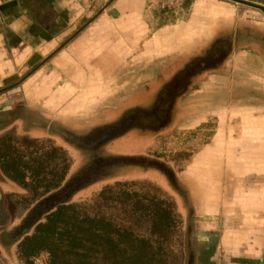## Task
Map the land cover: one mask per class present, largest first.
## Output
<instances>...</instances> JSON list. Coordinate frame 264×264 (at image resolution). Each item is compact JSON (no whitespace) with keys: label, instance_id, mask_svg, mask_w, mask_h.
Wrapping results in <instances>:
<instances>
[{"label":"crops","instance_id":"0c3cea01","mask_svg":"<svg viewBox=\"0 0 264 264\" xmlns=\"http://www.w3.org/2000/svg\"><path fill=\"white\" fill-rule=\"evenodd\" d=\"M106 1L0 0V108L23 105L47 117L45 122L29 116L30 126L66 122L69 128L58 129L73 136V113L110 100L104 94L111 83L124 84L127 62L144 71L130 79L140 84L130 89L131 95L144 94L149 84L153 87L182 67L198 44L204 50L214 27L228 25L234 16L230 0H193L186 17L148 31L137 22L144 0H112L103 8ZM242 1L264 6V0ZM99 8L88 26L73 31L79 19ZM253 17L255 21L240 23L242 37L264 36V11L255 10ZM238 36L233 33L228 46L229 38L221 44L228 53L222 61L194 77L213 71L202 82L197 112L203 118L197 125L212 118L214 127L177 175L194 213L185 234V264H264V101L251 92L264 82L223 72ZM222 38L216 39L221 43ZM252 53L242 68L264 69L263 59ZM98 120L80 124H109Z\"/></svg>","mask_w":264,"mask_h":264},{"label":"rangeland","instance_id":"374dc122","mask_svg":"<svg viewBox=\"0 0 264 264\" xmlns=\"http://www.w3.org/2000/svg\"><path fill=\"white\" fill-rule=\"evenodd\" d=\"M192 1L193 0H144L141 9L142 19L137 22H142V25L145 23L148 27V31H153L158 25L176 22L177 20L186 17ZM112 2V0H107L106 4L103 5V8L109 5L111 6ZM228 4L232 5L230 11H232L231 15L234 14V16H232L233 18L230 21H227L228 25L218 24L214 27L216 29L212 31L213 36L209 39L207 45H209L212 39L215 40L219 37H223L221 39L223 42L219 43L224 44L233 33H235L236 36V32H238L239 36L235 38V40L238 39V42L235 43L233 50L227 56L224 62L225 67L223 68V72H226L227 76H231L237 71L238 74L245 77H254L255 79L260 77L264 82L263 68L258 67V65L249 69L242 68L244 60L247 57L246 55L253 54L252 51L255 55H259L264 61V43H262L264 36L259 34L257 38H253L252 36H248V38L242 37L244 35L241 33L242 26H240V23H249L250 20L255 21L256 19L253 17V12L255 10H260L255 8L254 5L246 3L239 5L233 3V1H228ZM103 8L93 10L88 17L79 19L73 26V31H80L85 26H88L89 22L93 20V17L96 16L97 12H100ZM107 15L109 17L111 16L109 13H107ZM66 37L62 38V41H64ZM246 47L249 48L250 51H241V48ZM202 50L203 47L198 44L189 57L202 53ZM175 64L172 65L171 68L174 67ZM256 64L257 63H253V65ZM140 70L143 69L133 67L131 62H127L124 69L125 75L127 76L125 80L126 82L124 81V84L121 82L122 84L111 83L109 85V92L104 95H109L110 100H100V105H95L85 113H78L77 111L79 109H77L75 113H73V128H71L69 132L76 135L82 134L93 128V125H95H81L86 121L89 122V120H92L90 122H98V119L103 118L106 123H111L129 108H145L149 106L153 97L151 98L144 95L146 93H148V95L154 94L156 85L152 87V85L150 86L149 84L147 86L148 90L144 95L143 93L131 95L132 90L130 89L140 84L137 80L130 81V79H132L133 75L138 76L139 72H144ZM212 74L213 71L204 74L203 77L198 80L197 78L191 80L193 84H191L188 90H186V92L175 101L177 104H175L171 121L159 131L150 132L130 128L122 135L106 140L97 148L96 153L99 157L146 156L148 158H154L161 162L166 169L172 172L170 181H168V178L164 173L151 166L146 167L135 164L111 166L107 169L105 175H101L72 191L67 197L68 199L66 198L67 201H86L89 203L94 193L104 185L113 184L118 181H143L151 184L153 187H158L161 195L173 202L175 212L179 218L180 232L184 234L188 225L192 226L194 213L191 210L193 205L192 203H189L185 194V185L179 178H177V175L187 161V158L193 155V152L198 149V146L213 133L212 128L214 127V122L212 118L210 119L211 121L205 124L197 125L198 120L203 118V116H199L197 112L198 102L200 100L199 96L203 95V91L201 90L203 87L202 82L204 81L205 76L207 77ZM135 79H137V77H135ZM196 80L200 82L198 83ZM260 85L255 84L251 92L256 97L261 95L264 101V83L261 88H259ZM8 86L10 85H7V88ZM121 86H124V88L119 90V87ZM176 105L180 106V110L177 109ZM104 108L106 110L102 117L101 113ZM31 111L34 110H30L23 105H20L17 108H0V136L3 134L12 136L14 141H17L18 149H23L21 146H24V143L31 144V141L33 140L38 141V143H44V147L47 145L60 147L65 151L69 158L67 179H71L73 174L76 173V171L87 161V156L72 144L65 141L63 139L65 137L53 133L52 131L56 128H69L71 124L66 122H62L60 125L57 123H51L52 126H49V128H47V126L44 128L40 126H30L28 122L29 116L30 118H38L42 121L47 119V117L45 119V116H43L44 114L39 112H36L37 114H35ZM193 112L194 114H191ZM23 113L27 116L24 117L25 115H23ZM204 125L207 126L208 130H204ZM171 180L174 182L172 183ZM0 193V212L2 215V218L0 219V228H3L5 233H10L21 225L29 211L39 200L32 197L29 189L18 185L1 174ZM104 211L107 214L115 216L117 213L115 209L110 207L104 208ZM117 219L119 218L117 217ZM27 230L28 229L25 231ZM7 237L5 235L0 237V264H20L15 256V242L7 246H4L1 243V239H6ZM183 240H185L184 235L183 237H180L179 247L181 248ZM44 258L45 255L41 254L38 257L37 262H41Z\"/></svg>","mask_w":264,"mask_h":264},{"label":"trees","instance_id":"16d2710c","mask_svg":"<svg viewBox=\"0 0 264 264\" xmlns=\"http://www.w3.org/2000/svg\"><path fill=\"white\" fill-rule=\"evenodd\" d=\"M24 144L18 149L12 136H0V174L41 200L67 182L69 158L55 145ZM67 199L15 239H1L4 246L15 242L18 263L185 264L184 240L182 248L179 243L186 230L180 232L173 202L158 187L118 181L96 191L89 203ZM106 207L115 209L116 216L105 213ZM41 254L45 258L37 262Z\"/></svg>","mask_w":264,"mask_h":264},{"label":"flooded vegetation","instance_id":"af4514ba","mask_svg":"<svg viewBox=\"0 0 264 264\" xmlns=\"http://www.w3.org/2000/svg\"><path fill=\"white\" fill-rule=\"evenodd\" d=\"M229 40L230 38L228 39L227 46L229 45ZM219 42L220 41H218V39L212 41V43H209L202 53L191 57L170 77L160 83H157L154 94H152L153 96L151 94L148 95V93L145 92L146 94L144 93V96L153 97L149 106L145 108L128 109L123 112L119 118L109 124L94 126L82 134L76 135L73 133V141L63 138L87 156V161L65 184L76 183L77 186L75 189H77L78 187L85 185L87 182L101 175H105L107 173V169L111 166L135 164L146 167L151 166L155 169H158L159 165L164 167L161 162L146 156L99 157L96 153L97 148L106 140L122 135L130 128L157 132L169 123L171 116L173 115L176 104L175 101L191 86V80L198 73L212 69L214 65L222 61L228 54L226 53L227 48ZM128 119L129 124L120 127L122 124L121 122L124 120L127 121ZM53 131V133L60 135L59 132L62 130L56 128L53 129ZM123 159H135L137 160V163H122L121 161ZM1 218L2 215L0 212V219ZM24 231H22V233ZM4 235L6 237L8 235L7 239L9 238V240H13L19 236L14 235L12 232L5 233L4 229L0 228V236Z\"/></svg>","mask_w":264,"mask_h":264},{"label":"water","instance_id":"95a60500","mask_svg":"<svg viewBox=\"0 0 264 264\" xmlns=\"http://www.w3.org/2000/svg\"><path fill=\"white\" fill-rule=\"evenodd\" d=\"M230 1L253 5V4L247 3V2L242 1V0H230ZM254 7L264 11V6L254 5ZM121 123L122 124L120 125V127H123L124 125L129 124V119L127 121L124 120ZM59 133H60V135L65 137L67 140L73 141V136L71 134H69V133H67L65 131H61ZM121 162L122 163L123 162L137 163V160H135V159H127V160H125V159H123ZM116 163H117V161H116ZM158 169H160L167 176V178L169 180L171 179L172 172L170 170H168V169H166L164 167H161L160 165L158 166ZM171 182L173 183L174 181L171 180ZM76 186H77L76 183L65 184L58 191H56V192L44 197L43 199L39 200L34 205V207L29 211L28 215L25 217V219L23 220L21 225H19L12 233H14V235H19L20 233H22V231L28 229L31 226V224H33L36 221V219L42 213H44L47 210H49L56 203H60V202L64 201L71 194V192L75 190Z\"/></svg>","mask_w":264,"mask_h":264}]
</instances>
